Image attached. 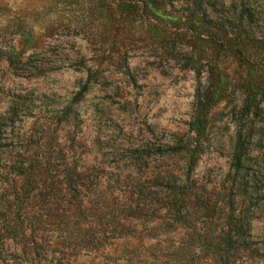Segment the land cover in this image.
Returning <instances> with one entry per match:
<instances>
[{
  "label": "rangeland",
  "instance_id": "1",
  "mask_svg": "<svg viewBox=\"0 0 264 264\" xmlns=\"http://www.w3.org/2000/svg\"><path fill=\"white\" fill-rule=\"evenodd\" d=\"M122 1L153 4L166 18L186 8L184 0ZM205 2L233 34L264 41V0ZM164 27L143 17L118 25L93 0H0V180L9 159L22 161L37 144L54 160L53 185L31 200L43 215L0 237V264H220L213 242L238 193L235 177L247 180L248 243L231 264H264V101L246 112L244 66L219 61L229 83L210 110L195 168L177 187L187 198L182 217L166 203L177 185L154 178L185 170V155L172 157L171 146L191 142L195 87L207 77L206 52ZM239 129L248 159L235 174ZM72 163L93 183L89 198L103 201L90 228L72 225V195L57 181ZM4 195L0 185L2 213ZM130 196L139 208L134 220L125 210Z\"/></svg>",
  "mask_w": 264,
  "mask_h": 264
},
{
  "label": "trees",
  "instance_id": "2",
  "mask_svg": "<svg viewBox=\"0 0 264 264\" xmlns=\"http://www.w3.org/2000/svg\"><path fill=\"white\" fill-rule=\"evenodd\" d=\"M93 2L105 7L106 18L118 25L143 17L162 29L166 26L169 30L182 31L179 35L177 33L176 37L183 38L187 47L191 50L199 49L206 52L207 77L205 82H202L201 78L197 79L195 103L189 122L192 133L191 142L186 141L180 147L171 146L174 151L171 154L172 157L176 154L185 155V170L182 174H176L170 169L154 175L157 181L167 180L177 185L171 187L166 203L174 214L182 217L179 206L185 203L187 198L185 199L182 196L184 194L177 191V187L186 185L189 174L194 170L210 110L222 99L229 83L230 72L223 69L219 61L229 57L235 60L237 67L244 66L247 69V74L242 76L241 87L244 92V107L249 114L253 108L264 101V41L241 33L233 34L222 21L209 15L205 0H184L186 8L182 11V15L169 18L155 12L152 9L153 4L151 6L145 2L124 3L122 0H93ZM147 9L152 10L147 13ZM5 119H7L6 116ZM49 150L50 148H47L44 143H40L28 149L22 161L8 160L9 165L5 166L7 176L0 180L5 194L3 198L8 203L5 212L0 211L1 238L17 235L20 231L17 225L24 221L38 219L43 215V207L41 205L34 207L31 200L43 198L45 194L43 190L54 183L48 176L54 169V160L51 154H48ZM247 159L246 142L242 130L239 129L230 159L231 171L239 174ZM61 171L63 174L57 181L67 193L72 195V225L90 228L99 212L101 213L100 205L103 201L99 203V198L91 199L86 194L93 183L76 164L72 163V167L65 165ZM246 183L247 180L237 177L231 182V185L236 186L238 193L230 198L223 226L213 242L220 264H231L232 254L240 248V245L248 243L244 236L247 223L241 212ZM128 201L125 210L128 211L130 219L134 220L138 216L139 208L133 196H130ZM21 233L26 234L25 230H21ZM94 243L95 241L91 240L92 247ZM245 247L247 246H243V249ZM112 260L114 264H122L119 258Z\"/></svg>",
  "mask_w": 264,
  "mask_h": 264
}]
</instances>
